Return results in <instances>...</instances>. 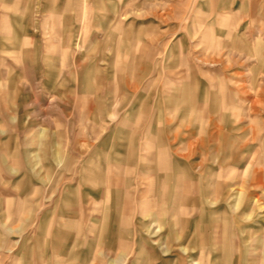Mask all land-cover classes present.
Masks as SVG:
<instances>
[{
    "label": "rangeland",
    "instance_id": "374dc122",
    "mask_svg": "<svg viewBox=\"0 0 264 264\" xmlns=\"http://www.w3.org/2000/svg\"><path fill=\"white\" fill-rule=\"evenodd\" d=\"M0 264H264V0H0Z\"/></svg>",
    "mask_w": 264,
    "mask_h": 264
},
{
    "label": "crops",
    "instance_id": "0c3cea01",
    "mask_svg": "<svg viewBox=\"0 0 264 264\" xmlns=\"http://www.w3.org/2000/svg\"><path fill=\"white\" fill-rule=\"evenodd\" d=\"M174 140H176V139L174 138ZM174 140L171 143L172 150L174 149L173 147H175V145H176ZM204 147H205V143H202L200 148L198 146H196L195 148L191 149L190 153L192 155H198L199 153L204 154L206 152ZM166 152L167 151L165 149H162L159 153V155L161 156V161L159 162L158 166H159V170L161 172V179L163 180V182L161 183L162 187L165 186L164 182H166L167 180H170L172 176H175V174H176V176L179 175L177 165H175V164L172 165L169 162H167V164H166V159H165V155H167ZM173 154H176V150H173ZM190 184H191L192 189H194L195 186H197L200 189L201 195L205 196L206 198L209 196L210 192H209L208 186L210 183L199 181V183L195 185V183H193L191 181ZM163 193H164L163 191H158L157 202L160 201L162 203V201L165 199V197L163 196ZM173 202H175V200ZM160 218H162V221H163L164 211L161 212ZM112 219H114L113 216H112ZM115 225H116V221H114L113 229H114ZM125 241L126 240L124 238H122L121 241L119 243H117L116 240L110 239L109 246H110V248H113L116 246H123V243H126Z\"/></svg>",
    "mask_w": 264,
    "mask_h": 264
}]
</instances>
